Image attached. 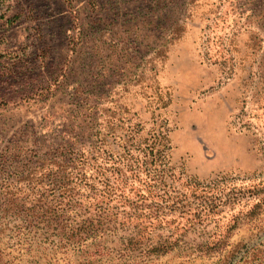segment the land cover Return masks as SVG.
<instances>
[{
    "label": "rangeland",
    "instance_id": "rangeland-1",
    "mask_svg": "<svg viewBox=\"0 0 264 264\" xmlns=\"http://www.w3.org/2000/svg\"><path fill=\"white\" fill-rule=\"evenodd\" d=\"M97 127L142 129L138 141L160 130L177 174L219 181L198 199L179 180L142 247L124 245L131 227L79 247L42 226L22 236L24 168L51 146L87 150ZM119 198L108 213L129 216L133 196ZM252 249H264V0H0V264H243Z\"/></svg>",
    "mask_w": 264,
    "mask_h": 264
},
{
    "label": "trees",
    "instance_id": "trees-1",
    "mask_svg": "<svg viewBox=\"0 0 264 264\" xmlns=\"http://www.w3.org/2000/svg\"><path fill=\"white\" fill-rule=\"evenodd\" d=\"M141 130L131 129L130 135L121 137L115 136L112 130L101 133L97 127L89 135V139L95 140L87 150L51 146L47 153L37 156L34 166L27 164L20 179L21 221L26 230L21 235L28 237V232L36 233L29 228L40 229L42 226L51 228L52 232L39 233V236L55 238L56 247H79L88 239H99L118 228L127 230L131 227L138 231L124 245L135 247L140 246L137 238L140 235L137 234L146 228L145 221H159L165 216L162 212L168 209L169 203L176 208L172 194H175L179 180L187 182L195 198H200L196 197V192L200 191L201 198L209 199L219 180L201 185L199 181L182 178L171 164L167 134L152 130L146 138L138 141ZM107 139L119 141L121 152L105 150ZM130 195L134 200L130 202L132 212L129 216L108 213L111 210L106 208L104 200L129 198ZM92 207L94 213L90 215ZM83 213L88 215L84 217ZM156 247L172 245L164 241L157 243ZM243 259V264H264V249H252Z\"/></svg>",
    "mask_w": 264,
    "mask_h": 264
}]
</instances>
